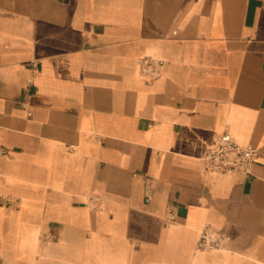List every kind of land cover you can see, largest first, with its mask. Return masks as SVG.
Returning <instances> with one entry per match:
<instances>
[{
    "label": "crops",
    "instance_id": "crops-1",
    "mask_svg": "<svg viewBox=\"0 0 264 264\" xmlns=\"http://www.w3.org/2000/svg\"><path fill=\"white\" fill-rule=\"evenodd\" d=\"M0 146V264H264V0H0Z\"/></svg>",
    "mask_w": 264,
    "mask_h": 264
},
{
    "label": "built area",
    "instance_id": "built-area-1",
    "mask_svg": "<svg viewBox=\"0 0 264 264\" xmlns=\"http://www.w3.org/2000/svg\"><path fill=\"white\" fill-rule=\"evenodd\" d=\"M163 59L158 57L145 56L140 59L141 75L154 78L161 72ZM6 150L0 146V155ZM257 157V149L253 145L239 144L231 134L225 130L217 136L216 144L209 149L202 157L203 167L207 171L215 173L228 172H249L253 161ZM9 200V199H7ZM94 203L96 198H91ZM171 218H173L171 216ZM222 245V238L211 227L202 229L197 247L200 249H210Z\"/></svg>",
    "mask_w": 264,
    "mask_h": 264
}]
</instances>
